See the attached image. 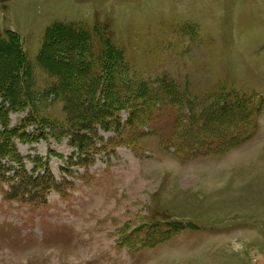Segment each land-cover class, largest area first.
I'll list each match as a JSON object with an SVG mask.
<instances>
[{
    "label": "rangeland",
    "instance_id": "rangeland-1",
    "mask_svg": "<svg viewBox=\"0 0 264 264\" xmlns=\"http://www.w3.org/2000/svg\"><path fill=\"white\" fill-rule=\"evenodd\" d=\"M61 24L73 30L43 57ZM9 30L37 115L8 113L25 136L15 147L26 171L42 159L54 179L15 200L0 191V264H264V0H0V37ZM115 65L120 88L98 95L122 99L121 123L82 146L61 86L83 111L90 82ZM238 100L252 103L250 122L231 112L230 124H250L249 139L223 154L175 153L177 129L219 125Z\"/></svg>",
    "mask_w": 264,
    "mask_h": 264
},
{
    "label": "trees",
    "instance_id": "trees-1",
    "mask_svg": "<svg viewBox=\"0 0 264 264\" xmlns=\"http://www.w3.org/2000/svg\"><path fill=\"white\" fill-rule=\"evenodd\" d=\"M70 30H73V28L62 24L51 28L47 33V41L42 52L43 57H45L48 50L51 49L52 51V43L56 40V38L59 37L58 39H64L67 35H69L68 33ZM52 35H55V38L51 41V39L49 40V37L51 36L52 38ZM49 54L50 53L46 56H49ZM0 58H2V61H0L2 64L6 63L5 67H2L0 70V96L3 99V102L0 104V184L4 185V182H6L9 185V188L1 185L0 191L2 194H5L4 198H12L15 200L21 192L23 195H26L27 193L29 194L30 192L28 189H33L34 192L41 190V188L44 187L45 179L50 181L49 179L51 178L53 181L54 178L47 177L51 176V172L47 170V165L42 162V159L34 161L35 165L32 173L26 171L24 158L15 147L14 138H25V136L19 129L10 126L8 113L11 111L28 109L29 115L34 122L37 120V115L34 111V106L32 105L29 95L25 92V84H27V82L25 83V73L28 68L26 64V56L22 49V41L18 35L13 32L11 33L10 30L7 32L6 37H0ZM110 76H112L113 79H110ZM121 84L122 82L120 81L117 65L112 67V69L104 68V73L100 74V79L98 81L92 80L88 90L85 92V95L79 98V103L83 106L84 110L77 112L73 111V104L71 102L73 97H67L66 95V93L69 95L68 90H66L67 84L63 83L61 86V91L62 93H65L68 107H70L69 114H72V126L79 132H84L79 135L82 146H87L88 142L90 144L89 135H91V138L98 135L97 126L108 129L112 125L114 126V124L118 125L121 123L119 110L122 99L114 95H109L107 97H103L101 94L98 95L99 92H105L106 88H108V91L112 93V91H115L118 87L120 88ZM143 88V86H136L132 89V91L138 90L139 92H142ZM147 95L150 96L149 91ZM156 98H158V96H156ZM156 98H154V100H156ZM174 98H176L175 95ZM132 99H129L127 104L128 108L135 112L139 109L140 104H135ZM140 99L147 100V97H142ZM152 100L153 99L151 97V101ZM146 104L147 103H145V106ZM233 104L236 107L232 106V104L225 105V111L221 110L216 113L220 118L219 125L212 127L205 126V120H200L197 123L191 122L192 126L196 128L201 127L199 129L197 128V134L193 136L185 135L186 128L177 129L181 136L177 141L173 142L176 137L175 135L174 139L169 142L173 145L175 153L177 155H181L183 159L186 160L207 155L223 154L230 149L240 146L244 141L249 139L250 135L248 133L250 131L248 128L250 127V124L245 126L244 129H234L236 126L230 124L231 119H229V117L233 116L231 112H237L240 119H245L243 124L246 125L248 121L250 122L249 116L252 103L250 101L238 100ZM212 106L216 108V105ZM98 111L101 112H99L96 117L95 115ZM82 116L83 121L80 123L78 122L77 117ZM223 119L225 120V123L222 122ZM134 120H139V118ZM134 120L130 119V123L134 124ZM234 122L236 124H240L239 121L235 120ZM231 134L237 136L231 138ZM215 142H220V146H216ZM8 154L17 156L16 161L10 159L12 157L9 156V158ZM4 158L17 163L22 169V173L18 174V171L16 170L14 174H10L9 172L14 169L3 164ZM43 168L47 171L44 175H41L42 173H40V171ZM37 172L39 173L36 174Z\"/></svg>",
    "mask_w": 264,
    "mask_h": 264
}]
</instances>
